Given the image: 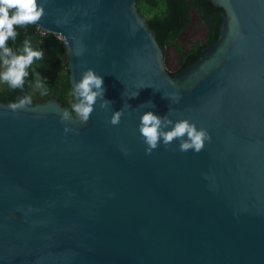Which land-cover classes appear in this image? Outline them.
Here are the masks:
<instances>
[{
  "label": "water",
  "instance_id": "obj_1",
  "mask_svg": "<svg viewBox=\"0 0 264 264\" xmlns=\"http://www.w3.org/2000/svg\"><path fill=\"white\" fill-rule=\"evenodd\" d=\"M209 1L217 40L172 75L138 0H44L34 26L63 35L71 87L93 68L113 103L82 123L54 97L0 100V264H264V0ZM147 101L210 139L146 152Z\"/></svg>",
  "mask_w": 264,
  "mask_h": 264
},
{
  "label": "clouds",
  "instance_id": "obj_2",
  "mask_svg": "<svg viewBox=\"0 0 264 264\" xmlns=\"http://www.w3.org/2000/svg\"><path fill=\"white\" fill-rule=\"evenodd\" d=\"M45 13L44 0H0V84H6L9 88H23L25 78L29 75V67L34 59L40 60L44 56L42 48H33L30 40L25 39L23 45L18 50H14L7 41L15 40L17 32L14 25L39 24L36 23ZM56 39H64L61 33L53 31ZM82 49H78L75 54L80 55ZM34 86L40 89V95L47 93L46 80L41 74L33 70ZM103 76L98 74L93 68H86L81 72L80 78L72 84L70 94L78 98L71 103V112L68 109L60 111V120L69 121L73 117L80 122H87L94 110V105L99 99V107L107 109L113 103L104 97L105 88ZM138 92L130 97H135ZM174 100L179 101V96ZM33 102L31 95L23 94L18 99L10 101L8 108L15 113L18 109H24ZM143 105H150L139 117L137 125L143 142L147 146L145 151L151 152L158 143L170 144L174 139L179 141L178 147L181 151L192 149L200 151L206 140L210 139L207 129L197 127L188 119L173 120L165 113L158 114L152 110L154 105L147 101ZM123 115V107L113 110L109 118L110 124H118ZM75 131L67 123L64 124V132ZM121 150L126 154L128 149L121 146Z\"/></svg>",
  "mask_w": 264,
  "mask_h": 264
},
{
  "label": "trees",
  "instance_id": "obj_3",
  "mask_svg": "<svg viewBox=\"0 0 264 264\" xmlns=\"http://www.w3.org/2000/svg\"><path fill=\"white\" fill-rule=\"evenodd\" d=\"M137 5L139 11L148 17L150 26L156 30L158 41L165 52L167 69L172 75L193 64L201 49L217 40L225 15L221 8L214 6L209 0H138ZM14 28L17 36L14 41H7L9 46L18 50L23 41L28 39L33 48L44 50V56L40 60L34 59L22 89L0 84V100L14 101L16 95L23 91L32 96L31 105L54 97L71 110L74 96L70 94L63 41L53 35L38 33L34 24L14 25ZM191 32L193 35L189 39ZM169 51L177 56L175 63L168 59ZM33 70L42 77H47V93L43 96L40 95V89L34 86Z\"/></svg>",
  "mask_w": 264,
  "mask_h": 264
},
{
  "label": "rangeland",
  "instance_id": "obj_4",
  "mask_svg": "<svg viewBox=\"0 0 264 264\" xmlns=\"http://www.w3.org/2000/svg\"><path fill=\"white\" fill-rule=\"evenodd\" d=\"M193 33L191 32V36L189 37L192 38ZM168 59H170L173 63H175L177 56H175V54L173 53V51H169L168 53Z\"/></svg>",
  "mask_w": 264,
  "mask_h": 264
}]
</instances>
